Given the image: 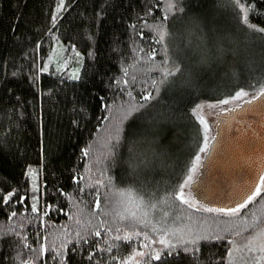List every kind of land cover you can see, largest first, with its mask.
Segmentation results:
<instances>
[{
    "label": "trees",
    "instance_id": "trees-1",
    "mask_svg": "<svg viewBox=\"0 0 264 264\" xmlns=\"http://www.w3.org/2000/svg\"><path fill=\"white\" fill-rule=\"evenodd\" d=\"M190 3L195 11L208 6V0ZM58 5L59 0H0V197L18 193L11 203L0 200V264H119L121 257L137 250L160 251L165 264H228V241L242 249L250 236L264 229L261 197L235 217L204 213L174 197L203 145V129L193 110L201 102L230 98L240 90L258 97L264 81L193 97L184 109L183 142L169 173L147 188L130 187L126 169L109 153L116 152L113 145L127 120L129 102L148 101L144 97L152 96L160 79L157 75L138 81L131 72L145 55L163 58L153 29L160 20L168 21V0H64L54 23ZM234 7L241 21L250 16L248 23L264 29V0H235ZM77 72L81 79L69 78ZM227 116L221 113L217 126ZM134 127L127 125L129 134ZM30 169L35 171L29 174ZM127 191L158 206L148 209L156 231L139 225L127 229L102 214L115 208L116 193ZM90 211L97 212L91 219L100 227L87 225ZM165 227L185 238L196 233L212 234L213 239L185 245L172 238L175 247L167 255L169 249L156 242L169 239L160 231ZM95 231L101 236L90 234ZM131 231L141 235L132 241L111 239ZM145 233L150 250L141 247ZM215 234L224 239L216 240ZM110 244L115 245L112 251H103ZM89 253L92 261L86 259ZM246 255L236 252L237 257Z\"/></svg>",
    "mask_w": 264,
    "mask_h": 264
},
{
    "label": "clouds",
    "instance_id": "clouds-1",
    "mask_svg": "<svg viewBox=\"0 0 264 264\" xmlns=\"http://www.w3.org/2000/svg\"><path fill=\"white\" fill-rule=\"evenodd\" d=\"M234 4L208 0L207 8L195 11L190 0H168V21L153 29L163 58L145 55L131 72L138 81L160 79L148 101L129 102L116 152L109 153L126 169L130 187L147 188L169 173L183 142L184 109L193 97L264 81V31L242 22Z\"/></svg>",
    "mask_w": 264,
    "mask_h": 264
},
{
    "label": "snow or ice",
    "instance_id": "snow-or-ice-1",
    "mask_svg": "<svg viewBox=\"0 0 264 264\" xmlns=\"http://www.w3.org/2000/svg\"><path fill=\"white\" fill-rule=\"evenodd\" d=\"M64 0H59V5L52 15V20L55 23L59 19L60 12L64 9ZM244 11V10H243ZM259 18V17H258ZM250 19V16H244L242 22H248ZM264 31V29H259ZM2 67V65H0ZM125 75H127V70L124 72ZM17 75V74H13ZM72 80H78L81 79L79 73L77 72L74 75H71L69 77ZM34 82V81H33ZM249 93L244 90L236 91L233 96L230 98L220 99L218 103L209 105L211 108L220 109L221 105H229L233 101H240L242 98L247 97ZM150 96H145L144 99L148 100L150 99ZM252 100H258L259 103L264 106V85L261 86V90L259 92V96H253ZM246 103L251 104L252 101H247ZM198 108L200 106H197ZM237 107H240L237 105ZM233 109H221V112L225 115H230L233 113ZM193 115H196V111L193 110ZM128 113L127 111L124 113V117H127ZM199 124L203 126L204 136H203V145L199 147V154L195 155L194 160L192 161L191 167L188 170L187 178L183 180V182L179 185L180 191L175 194V200L179 201L181 204L187 205L189 208H197L198 211H202L204 213L208 214H217V216H227V217H235L241 213V209H244L250 202L254 201L257 197H261V200L264 201V174H261L259 176V182L255 183L253 185H249L247 188H245L242 192L234 194L232 197V203L230 205H224V206H217V207H209L205 205H199L197 206L196 200L193 198V194L191 191L185 192V189L189 188L193 184V174L197 171V169L200 166L201 163V155L204 154L205 159L207 158L209 152L215 150L218 145V137L215 135H210L209 133V125L205 122V120L200 117L198 120ZM118 135V133H117ZM114 147V145H113ZM85 155L88 153L85 152ZM35 170H29V174H31ZM82 179V178H81ZM73 180H76V177H73ZM25 184L27 181L25 180ZM99 183V182H98ZM254 188V190H252ZM35 188L33 189V192H35ZM14 195H18V193L13 194L9 193L7 196L0 197V200H2L3 203H11L12 198ZM114 199H116V205L115 208L112 211H104L102 214L105 216V218L112 216L114 219L118 222H122L124 224V227L127 229H135L138 225L142 228H152L153 231H156L152 226L151 220H149V211L148 209H156L158 206L156 204L152 203H145L142 200H139L138 198L134 197L133 193L131 191L127 192H118L116 193ZM100 197L97 196L96 198V209H100V203H99ZM18 202H23L18 201ZM32 211H36L35 204L32 206ZM82 211V210H81ZM16 215L15 212L12 213V216L14 217ZM97 215L96 211H90L89 213V219L87 221V225H91L92 227H100L99 224H93V220L91 218H94ZM165 216L168 215L167 212L164 213ZM159 222V221H158ZM77 224H80V221L77 220ZM85 226L86 230L88 229V226ZM109 230H112L109 228ZM116 233L121 232L120 227H116L115 229ZM162 231V235L169 237V239L165 238H159L156 242L159 243L163 248L169 249L167 255H172V249L175 247L171 243V239L175 238L178 240L179 243L185 244V245H195L200 240H211L213 239L212 234L208 235H200L196 233H190L188 238H185L184 235H178L175 230L168 229V228H162L160 229ZM91 235H94L96 237L101 236L100 231H95L90 233ZM141 233L138 231H131L126 235H115L111 237L114 241H132L135 237L140 236ZM236 235H239L237 233ZM214 238L216 240H223L224 236L220 234H215ZM81 240L84 241V243H88L87 238L81 236ZM145 244H142L141 247H147L149 250L151 249L152 245L151 243H147L149 237L147 233L143 236ZM232 247L228 251V264H234V261L240 260V261H247V264H264V229H262L259 233H257L255 236H250L248 238L247 244L242 249H238L235 246L234 241H228ZM25 248H29L30 245L24 244ZM115 247V245H109L107 248L103 249V251H112V248ZM193 251L195 249H192ZM78 249L73 248L72 252H76ZM97 251H100L97 249ZM185 252H188L189 249L185 247ZM236 252H242L247 253L246 256L237 257ZM63 255V253H61ZM139 258V259H137ZM88 261L93 260V254L89 253L86 257ZM117 257L113 255L111 257V260L116 261ZM151 261H159L161 264H165L164 255L160 251H156L153 253L152 251H134L131 253L128 257H121L119 264H150ZM21 264H30L28 261H22Z\"/></svg>",
    "mask_w": 264,
    "mask_h": 264
},
{
    "label": "water",
    "instance_id": "water-1",
    "mask_svg": "<svg viewBox=\"0 0 264 264\" xmlns=\"http://www.w3.org/2000/svg\"><path fill=\"white\" fill-rule=\"evenodd\" d=\"M227 117L217 128V148L204 158L201 174L190 186L193 196L209 207L230 205L234 194L264 174V106L258 100L245 102Z\"/></svg>",
    "mask_w": 264,
    "mask_h": 264
},
{
    "label": "rangeland",
    "instance_id": "rangeland-1",
    "mask_svg": "<svg viewBox=\"0 0 264 264\" xmlns=\"http://www.w3.org/2000/svg\"><path fill=\"white\" fill-rule=\"evenodd\" d=\"M256 96V94H249L247 97L242 98L240 101H233L231 104L229 105H221L220 109H215V108H211L209 107V105L212 104H216L218 103V101H205V102H201L198 106H200L199 108L196 107L195 111H196V117L199 120L200 117H202L205 122L209 125V133L210 135H215L217 136V115H220L221 109H237L239 107H237V105L241 106L243 103L247 102V101H252V97ZM202 126V125H201ZM203 129V126H202ZM204 133V131H203ZM201 155V162L203 161L204 158V154H200ZM201 167V163L199 168ZM199 168L197 169V171L193 174V182L197 179L198 175H199ZM190 189L187 188L185 189V192H189ZM193 194V193H192ZM193 198L196 200L197 202V206L199 205H205L207 206L203 201H199L197 200L194 196ZM197 209V208H194ZM248 242V241H247Z\"/></svg>",
    "mask_w": 264,
    "mask_h": 264
}]
</instances>
